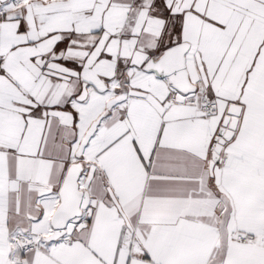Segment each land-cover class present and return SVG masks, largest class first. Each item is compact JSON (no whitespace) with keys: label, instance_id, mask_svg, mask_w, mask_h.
Segmentation results:
<instances>
[{"label":"snow or ice","instance_id":"6c2138e0","mask_svg":"<svg viewBox=\"0 0 264 264\" xmlns=\"http://www.w3.org/2000/svg\"><path fill=\"white\" fill-rule=\"evenodd\" d=\"M0 264H264V0H0Z\"/></svg>","mask_w":264,"mask_h":264}]
</instances>
